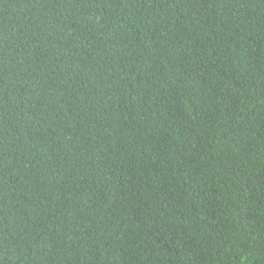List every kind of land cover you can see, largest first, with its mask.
Listing matches in <instances>:
<instances>
[{
  "label": "trees",
  "instance_id": "trees-1",
  "mask_svg": "<svg viewBox=\"0 0 264 264\" xmlns=\"http://www.w3.org/2000/svg\"><path fill=\"white\" fill-rule=\"evenodd\" d=\"M0 264H264V0H0Z\"/></svg>",
  "mask_w": 264,
  "mask_h": 264
}]
</instances>
